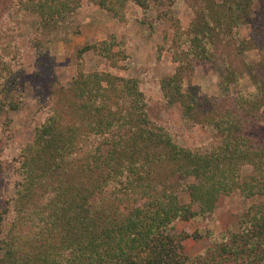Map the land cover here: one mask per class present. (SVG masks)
I'll use <instances>...</instances> for the list:
<instances>
[{
	"label": "trees",
	"instance_id": "obj_1",
	"mask_svg": "<svg viewBox=\"0 0 264 264\" xmlns=\"http://www.w3.org/2000/svg\"><path fill=\"white\" fill-rule=\"evenodd\" d=\"M129 1L148 8L145 0H87L119 23ZM81 3L0 0V116L23 107L21 29L5 14L36 18L39 30L51 31ZM184 4L193 14L186 29L169 11L162 15L171 31L158 58L166 51L176 67L159 81L160 101L138 77L85 70L87 53L119 68L122 44L112 36L77 51L67 85L38 94L41 119L30 142L13 148L11 121L0 124V174L7 169L13 180L12 196L0 198V264H264V0ZM245 26L249 39L240 38ZM253 50L259 61L238 68ZM220 58L224 95L203 97L192 83L195 67ZM243 82L251 89L232 95ZM174 107L183 128L201 127L209 142L180 146L167 120ZM235 192L253 202L236 229L195 233L208 246L188 257L191 236L176 223L207 219Z\"/></svg>",
	"mask_w": 264,
	"mask_h": 264
},
{
	"label": "rangeland",
	"instance_id": "obj_2",
	"mask_svg": "<svg viewBox=\"0 0 264 264\" xmlns=\"http://www.w3.org/2000/svg\"><path fill=\"white\" fill-rule=\"evenodd\" d=\"M145 1L147 9L129 1L126 5L127 22L119 23L105 11L89 5L87 0H82L81 7L70 20L63 27L51 31L39 30L36 18L20 15L14 10L5 14V19L10 24L18 25L21 29L18 46L24 66V76L20 81L23 88V107L18 112L0 116V124L6 123L8 119L11 121L8 130L12 135L13 148L24 146L33 137V125L41 119L38 94L46 95L54 83L67 85L76 74L77 51L86 45L108 41L112 36L117 43L122 44L120 48H115L121 49L124 55L118 63L119 68L113 69L106 60L87 53L84 55L85 70L110 72L123 78L138 77L142 82L140 89L153 100H161L159 81L170 77L176 67L168 52H162L158 58V47L166 43L171 31L170 23L162 20V15L169 11L186 29L193 14L184 4V0H173L171 6L167 3L160 7L155 6L152 0ZM240 38H250L249 27L245 26L240 30ZM258 61L259 54L253 50L244 53L237 65L241 69L244 65L249 66ZM222 75L223 62L220 58L212 63L198 64L192 83L198 86L203 97H221L224 95L220 86ZM250 89V84L243 82L238 89L232 88V95H235V91ZM167 120L178 131L176 140L180 146L194 148L210 140L209 132L199 126L183 128L178 107L168 112ZM12 194L13 180L6 169L0 174V198H9ZM251 203L252 200H244L235 192L231 196L221 197L216 212L207 219L176 223L177 231L191 236L183 243L185 254L194 257L208 246L206 238L192 237L195 233L203 235L206 229L218 234L228 229H236L237 216Z\"/></svg>",
	"mask_w": 264,
	"mask_h": 264
}]
</instances>
